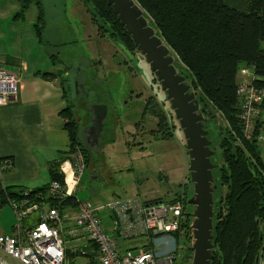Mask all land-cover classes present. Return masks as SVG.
<instances>
[{"label":"trees","instance_id":"obj_1","mask_svg":"<svg viewBox=\"0 0 264 264\" xmlns=\"http://www.w3.org/2000/svg\"><path fill=\"white\" fill-rule=\"evenodd\" d=\"M136 1L144 10L145 16L157 34L169 46L178 72L185 76V82L186 77H189L190 83L200 89L202 100H199L196 95L200 110H214L224 120V124L219 125L220 121L213 116V122L209 123L218 132L222 155L220 162L222 173L219 178L215 179L217 181L214 182V194L220 190L217 185L221 186L224 183L227 186V191L223 196L219 195L214 198L216 201L214 203L211 263L257 264V256L262 245L260 240L262 227L258 219L264 218V162L257 149L258 141L254 138L248 140L243 134L237 100V87L240 81L237 72L242 63H246L248 67L255 69L258 88L264 87V48L262 46L264 42V0H246L243 7L230 5L225 0ZM19 2L23 8L27 9L33 3L37 8V19L43 20L42 0H19ZM83 2L102 35L106 34L104 31L107 30L114 41H120V44L123 43L129 49L136 50L137 47L133 40L106 0H89V3L83 0ZM43 29L40 26V32H43ZM166 101L169 102L167 99ZM252 105L256 107L259 114L264 108V98L255 100ZM67 107L65 105L60 114L65 112L63 110H67ZM148 109L150 108L146 105L145 110ZM155 113L158 117V131L163 133L165 128H173L174 122L168 115L165 116L156 111ZM258 122L261 127L260 119ZM72 125L73 127L70 128L68 123L69 150L63 151L59 158L51 163L49 182L32 190L18 186V190L8 192L11 198H15L13 201L20 204L23 202V207L36 204V212L40 213L42 210L41 214L47 213L50 208H56L61 218L66 213L71 216L79 212L78 207L81 203L92 202L77 199L78 190L64 199L58 198L49 190L52 180L61 179L59 166L64 159L72 158L76 148L82 152L86 163L85 169L88 166V156L94 153L88 145L82 147L79 144L77 125L74 122ZM204 127L206 128V125ZM259 131L257 128L255 134ZM189 183L188 174V183L180 182L175 186V189L181 191L176 196L186 202L187 198H190ZM2 195L4 194L0 190V196ZM130 196L140 199L138 195ZM117 198L123 199L124 196ZM175 200L167 198L165 194L151 198L147 202L165 201L166 205H172ZM177 201L182 204L183 210L179 215L169 211L166 219L181 220V223H178L176 232L170 234L173 241L170 244L163 241L160 245L173 255L171 264H182L178 260L180 256L186 264L192 257L191 232H188L191 217L185 212L186 204L180 200ZM27 213L26 222H23L25 226L31 225L32 227L40 221V214L35 217L34 213ZM184 216L187 218L186 221L183 220ZM57 225L62 229L60 237L65 249L64 264L67 256L73 257L78 256V253H83L79 248L84 246V243L94 251L85 254L90 258L96 255V246L88 237L79 240V235L71 232L78 229L76 223L60 220ZM103 229L108 232L105 227ZM118 231L119 229L116 228V231L108 232L116 239L115 250L118 252L129 251L136 255L140 248L153 246L149 238L141 235H132V237L119 235ZM66 241L72 242L73 250L67 248Z\"/></svg>","mask_w":264,"mask_h":264},{"label":"rangeland","instance_id":"obj_2","mask_svg":"<svg viewBox=\"0 0 264 264\" xmlns=\"http://www.w3.org/2000/svg\"><path fill=\"white\" fill-rule=\"evenodd\" d=\"M42 2L43 20L37 19V9L34 7L26 11L25 16L32 14L34 21L36 17V21L35 23L32 21L30 26L32 28L25 27L23 38L18 39L15 44L23 48L25 54L34 52L33 59L38 58L43 62L44 58L46 63L42 72L47 76L55 73L51 77L58 78L52 98L57 104L63 105L57 109L52 121L55 124L56 134L63 136L62 143L66 140L67 146L61 151L68 150L70 142L68 123L70 128L73 127L72 122L77 125L79 144L85 147L84 145H88L84 131L89 124L88 106L96 103L108 106L109 122L101 134L99 153L97 155L90 153L88 156V166L76 187L77 199L110 205L117 204L114 201L117 197L127 198L131 197L130 195H138L141 202L147 204V200L166 194L167 198L176 199L174 204L178 202L177 200L184 202L185 212L190 213L193 207L188 204L189 198L187 202L181 200L176 196L181 191L175 189L180 182L188 183L189 157L185 138L174 111L165 99V92L162 91L144 56L137 48L129 49L123 43L120 44V41H114L107 30L102 29L106 32L102 35L92 21V15L83 0H42ZM40 26L44 28L43 32H40ZM125 50L130 52V56ZM22 61L24 62L23 57ZM14 66H17L16 63ZM9 72L16 75L20 85V77L21 82L30 77L31 66L29 64L27 72H22L18 68L13 70L10 66ZM17 72H20L21 76ZM186 82L192 86L198 99L202 100L200 89L190 83L189 77H186ZM63 98L68 107L60 114L59 109L65 106ZM146 105L150 109L145 110ZM155 111L168 115L174 122L173 128L167 127L163 133L158 131V117ZM202 111L204 125L209 131L208 137L212 141L211 147L215 151L212 161L214 164H219L213 169V175L217 179L222 173L220 167L222 155L218 132L209 123L213 122V116L220 121L219 125L224 124V120L214 110ZM262 119L264 120V111H262ZM259 140H264V136L260 135ZM257 149L264 162V141L257 142ZM9 163V161L5 163L6 168L10 167ZM60 170L62 171V168L59 166L61 179L58 181L62 182L65 174L63 175ZM217 187L220 190L215 192L214 198L223 196L227 191L224 183ZM189 192L191 197L193 194L191 182ZM22 203L18 209L24 208ZM3 208L2 216H6L1 221L16 224L17 218L13 209L17 207L12 209L9 205H4L1 210ZM161 211L164 213L163 210ZM98 216L110 233L113 229L111 213L100 210ZM166 216L164 214V217ZM183 220L186 221L187 218L184 216ZM258 220L261 227H264V218ZM134 222L144 224L146 232L168 236L169 232L161 233L152 227L156 220L145 212L134 218ZM137 226V223L133 224L134 229ZM17 232L18 228L15 234ZM188 232L192 234L191 222ZM79 240L77 241L80 242ZM85 245L86 243L79 248L83 253L73 257L67 256L65 264L93 262L94 256L90 258L85 254L91 252V247ZM66 246L73 250L72 242L66 241ZM191 255L193 257V251ZM192 257L186 264H191ZM178 260L182 264L186 262L181 256Z\"/></svg>","mask_w":264,"mask_h":264},{"label":"built area","instance_id":"obj_3","mask_svg":"<svg viewBox=\"0 0 264 264\" xmlns=\"http://www.w3.org/2000/svg\"><path fill=\"white\" fill-rule=\"evenodd\" d=\"M240 77L237 87V100L239 104V117L243 129L244 137L248 140L256 139L258 142L260 135L264 136V128L258 124V110L252 103L260 98H264V87L258 88L256 84V72L252 67H248L246 63H242L241 68L237 72ZM18 78L15 74L4 70L0 67V106L8 105L12 98L17 94ZM259 127V133L255 131ZM86 166L84 157L79 148H76L72 158H66L60 165L61 173L64 175L62 182L58 180L51 181L50 192L64 199L67 196L73 195L80 181L82 172ZM15 200V199H14ZM117 204H104L92 202L81 203L78 207L79 212L69 216L67 213L61 218L56 208L48 209V212L41 214L40 221L34 226H25V216L27 212L37 211V205L32 204L29 207L18 209L21 206L11 200L17 216L18 232L14 235L0 233V264H64V244L60 234L62 229L57 225L60 220H67L78 225L77 230H72V233H85L88 239L96 246V255L93 262L89 264H171L172 254L162 248L160 244L165 241L167 244L173 241L172 234L176 232L178 223L181 220H167L164 214L173 211L176 215L181 213L183 206L180 202L172 205H166L165 201L150 203L141 202V199L136 197L116 198ZM105 207L107 210L116 216L117 228L120 234L128 237L132 235H141L149 238L153 246L142 247L136 255L127 251L121 253L116 251V239L111 236L103 228V224L98 216L99 209ZM163 210L164 213H161ZM142 212L150 215L156 220L152 226L161 233H168V236L150 233L144 231L145 225L140 222H134ZM115 219V218H114ZM137 223L136 229L133 224ZM64 230V229H63ZM134 230V231H133ZM263 237L262 245L258 253L257 264H264V227H262ZM79 234V233H78ZM171 234V235H170ZM126 249V248H124Z\"/></svg>","mask_w":264,"mask_h":264},{"label":"crops","instance_id":"obj_4","mask_svg":"<svg viewBox=\"0 0 264 264\" xmlns=\"http://www.w3.org/2000/svg\"><path fill=\"white\" fill-rule=\"evenodd\" d=\"M225 1L230 5L243 7L246 0ZM31 7L37 9L34 4H30L28 9L23 8L19 0H0V67L9 71L12 66L13 70L18 68L27 72L29 64L31 66L30 77L22 82L20 77L15 97L8 105L0 106V190L4 194L0 196V232L7 235L15 234L17 229V222L12 224L1 221L6 216H2L4 208L1 210V207L9 205L13 209L11 200L15 198H11L8 192L18 190V186L27 190L44 186L50 179V163L59 158L63 153L61 150L67 146L66 140L62 143L63 136L56 134L52 121L57 109L63 105L57 104L52 98L58 78L51 77L55 73L47 76L42 72L46 63L44 58L43 62L38 58L33 59L34 52L25 54L23 48L15 44L18 39L23 38L25 27L32 28V14H29V18L25 16ZM262 46L264 48V44ZM15 63L17 66H14ZM17 73L21 76L20 72ZM63 102L66 105L64 98ZM262 111L264 108L259 113V119L264 128ZM58 118L60 119L59 115ZM61 132L63 133V128ZM67 148L69 150V146ZM7 161L10 162L8 168L5 164ZM100 210L107 209L102 207ZM6 211L10 215L7 209ZM13 211L16 215L14 209ZM111 215V232H114L119 224L117 218L114 219V214ZM33 216L39 215L35 212ZM78 233L80 239L87 238L80 229Z\"/></svg>","mask_w":264,"mask_h":264},{"label":"water","instance_id":"obj_5","mask_svg":"<svg viewBox=\"0 0 264 264\" xmlns=\"http://www.w3.org/2000/svg\"><path fill=\"white\" fill-rule=\"evenodd\" d=\"M89 3V0H85ZM121 25L130 35L138 51L150 65L166 99L169 101L182 129L189 157V180L193 194L188 203L193 210L191 217V264H212L214 216V167L215 151L204 127V114L200 110L195 91L178 72L169 46L157 34L136 0H106ZM129 55V51L125 50ZM130 56V55H129ZM134 56V55H133ZM89 124L84 129L89 148L97 155L100 136L109 122L108 106L103 103L88 106ZM260 240L263 231H260ZM258 260V258H257ZM256 260V263H257Z\"/></svg>","mask_w":264,"mask_h":264},{"label":"flooded vegetation","instance_id":"obj_6","mask_svg":"<svg viewBox=\"0 0 264 264\" xmlns=\"http://www.w3.org/2000/svg\"><path fill=\"white\" fill-rule=\"evenodd\" d=\"M85 129V128H84ZM100 139H101V136H100Z\"/></svg>","mask_w":264,"mask_h":264},{"label":"bare ground","instance_id":"obj_7","mask_svg":"<svg viewBox=\"0 0 264 264\" xmlns=\"http://www.w3.org/2000/svg\"><path fill=\"white\" fill-rule=\"evenodd\" d=\"M0 233H2V232H0Z\"/></svg>","mask_w":264,"mask_h":264}]
</instances>
